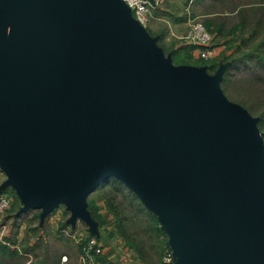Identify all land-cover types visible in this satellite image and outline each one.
<instances>
[{
  "label": "water",
  "instance_id": "95a60500",
  "mask_svg": "<svg viewBox=\"0 0 264 264\" xmlns=\"http://www.w3.org/2000/svg\"><path fill=\"white\" fill-rule=\"evenodd\" d=\"M150 2L153 3L152 0ZM203 66L175 64L122 0H0V169L22 210L112 176L177 264H264V142Z\"/></svg>",
  "mask_w": 264,
  "mask_h": 264
},
{
  "label": "rangeland",
  "instance_id": "374dc122",
  "mask_svg": "<svg viewBox=\"0 0 264 264\" xmlns=\"http://www.w3.org/2000/svg\"><path fill=\"white\" fill-rule=\"evenodd\" d=\"M184 1L162 0L161 2H157L156 6L151 9L152 17L149 16L151 20L149 29L153 34V38L156 39L165 52H168L171 46L181 41L184 42V45L187 44L183 38H180L181 41L178 39V41L171 34V32H177L172 29L171 20H173V17L181 18L186 13ZM187 1L191 4L189 6L191 14L189 18H194L203 23L206 18L210 17L216 23L221 22L223 24V33H226L225 35H214L204 25L211 34L210 44L216 50L215 56L205 60H210L214 57L219 58L222 53L227 54L224 60L218 59L219 63L214 71L209 72L203 66L204 70L209 74H214L219 67H223L219 80L223 93L228 100L245 108L256 119V124L262 133L264 142V66H257L255 64L257 58L254 56L258 53L257 57H261L264 53V43L260 46V52L257 49L255 50V45L261 40L260 36L264 34V18L261 23L263 25L257 28V34L248 40L239 39L240 30L235 29V25L241 17L240 13H243L249 20L246 25L247 27L244 28V32L246 30V32H249L250 26L263 13L264 3H261L259 0ZM165 8L168 10H165ZM259 31H261L260 34ZM222 37L232 41H223ZM236 47L238 48L236 49ZM248 54L254 57L247 58L245 62L240 61V59H238L239 63L235 62L234 58L238 55L240 58L241 55L248 56ZM175 64H187L198 68L202 66L190 62ZM226 68V81L222 83L224 69ZM6 179L7 176L0 169V196H5L9 200L8 206L0 211V244L2 246L6 245L8 249H15V252L9 254V252H5V249L0 247V264H82L80 250L76 248V242L71 237V230L74 229L73 225L75 222L77 223L76 227L78 231L74 230L72 235H77V232L82 230L85 231L89 225L79 217L75 221L71 220V210L65 203H60L56 206L51 213H48L49 216L47 218H44L47 214L41 216L42 208L30 207L22 210L23 204L21 200L12 186L6 182ZM109 181V184L115 182V180ZM111 188L113 190H110ZM111 188H108L106 185L97 187L88 196V198H93L94 203L99 207V211L109 221V224L106 226L107 229H113L114 218L105 206L103 194L106 191H111L116 194V200L121 203L123 212L131 218V222L127 223L129 230H140V227L147 224V220L145 216L135 212L133 205L135 200H132L133 196L128 190L129 188L121 183L113 184ZM120 191L124 193V196ZM130 199L132 200L131 203H129ZM38 228H42L43 234L39 232L38 235ZM105 233L103 231V234ZM148 234L149 232H146V234L143 232V234L137 237L144 239L141 242L144 249L142 257L138 256L135 248L128 245L118 234H114L110 238L104 235L100 240L103 243V247H105V252L108 256L112 255V259L115 261L116 257L120 254V256L125 257L126 261L137 257L139 260L138 264H156L159 258L158 251L154 246H151L155 242V238L153 236L151 238L148 237ZM65 252L70 253H68L66 261H62L61 255Z\"/></svg>",
  "mask_w": 264,
  "mask_h": 264
},
{
  "label": "trees",
  "instance_id": "16d2710c",
  "mask_svg": "<svg viewBox=\"0 0 264 264\" xmlns=\"http://www.w3.org/2000/svg\"><path fill=\"white\" fill-rule=\"evenodd\" d=\"M261 1V3H264V0H259ZM262 9V7H261ZM264 9V8H263ZM241 17L238 21V23L235 25V29H239L240 30V35H239V39H250L252 37L255 36V34H257V28H259V26L263 25L262 20L264 18V11L262 14H260L256 20L254 21L253 25L250 26L249 28V32H244V28H246L247 26V22L249 21L248 18H246L245 15H243V13H240ZM204 25L208 28V30L210 32H212L214 35H225L226 33H223V29L224 26L223 24L220 23H216L215 20L211 19L210 17L205 19V22H203ZM214 24V26H212ZM244 32V33H243ZM261 31H259L260 34ZM261 40L258 41V43L255 45V50L257 49L258 52L261 51V45L264 43V34L260 36ZM223 41H229L231 42L232 40H227L224 37H222ZM192 44H183L180 45V47L174 49L172 51V62L173 63H193V64H197V65H202L204 67H206V69L211 72L214 71L215 68L218 65V59L220 60H224V57H227V54L222 53V55L218 58H212L210 60H205L202 58H197L194 60H190V54L187 55V53H189L190 48L192 47ZM238 46V45H237ZM238 47H236L237 49ZM164 51V50H163ZM181 51H184V55L180 54ZM165 52V51H164ZM257 55H259L258 53L256 55H254L257 59L255 60V64L257 66H264V53L263 55H261V57H257ZM250 54H248V56L244 55V56H240L239 55L237 57L234 58V60H236V63H239V60L242 62H245V60L247 58H252L254 57ZM192 61V62H191ZM226 73H227V68L224 69V75L222 78V83L226 81ZM264 111V110H263ZM111 178V179H109ZM109 180H115V182L109 184ZM123 184L122 182H120L119 180L115 179L112 176H109L107 178H105L103 181H101L92 191H94L97 187L106 185L108 186V188H111V185L113 184ZM125 186V185H124ZM110 190H113L112 188ZM132 196L133 199L135 200V202L133 203L134 207H135V212L137 214H141L143 216H145L146 220H147V224L143 225V227H140V230H129V227L127 225V223L131 222V218L130 216L126 215L123 212V207L121 206V203L118 202L116 200V194L112 193L111 191L109 192H105V194H103V196L105 197V206L108 210L109 213H111V215L114 218V227L113 229L108 230L107 229V224H109V221L106 219V217L99 211V207L94 203L93 198H88V196L86 197V205L85 208L88 211L90 217L92 218V220L95 223V231H91L89 230V228H87L85 230V236L87 235H94L96 236L98 239H102V237H104V235H106V237L110 238L112 237L114 234H118V236H121L124 241L130 245L133 246L137 252V254L141 255L142 257V253H143V248H142V241H144L143 238H137L138 235L143 234V232H149L148 237L151 238V236H153L155 238V242H153V244L151 246H154L155 249L158 251V262L156 264H169V263H161L160 257L161 255L166 251V250H171V248L169 247V245L167 244L168 241V234L166 233V231L164 230V228L162 227L160 221L158 220V216L154 211H151L150 209H148L147 207H145V205L138 199V197L135 195V193L133 191H131L130 189H128ZM92 191L90 193H92ZM89 193V194H90ZM120 193L123 195L124 193L122 191H120ZM124 196V195H123ZM132 200H129V203L132 202ZM103 231H105L106 233L103 234ZM5 246V247H4ZM2 246V244H0V247L2 249H5V252H9V254H12L11 252H15V249H8L6 247V245ZM146 251V250H145ZM104 259V258H103ZM107 262V261H106ZM108 263V262H107ZM111 264V263H108Z\"/></svg>",
  "mask_w": 264,
  "mask_h": 264
},
{
  "label": "built area",
  "instance_id": "2783aa9c",
  "mask_svg": "<svg viewBox=\"0 0 264 264\" xmlns=\"http://www.w3.org/2000/svg\"><path fill=\"white\" fill-rule=\"evenodd\" d=\"M132 11L135 19L144 27L148 25L150 0H122ZM186 42L194 44L197 48L199 58L209 59L216 54V50L211 46V34L204 24L194 18L188 19V28L180 36ZM9 200L5 196H0V211L5 209ZM76 242L79 244L80 258L82 264H108L103 258V245L94 235H77ZM64 258V256L62 257ZM172 251L166 250L161 256L162 263L172 261Z\"/></svg>",
  "mask_w": 264,
  "mask_h": 264
},
{
  "label": "crops",
  "instance_id": "0c3cea01",
  "mask_svg": "<svg viewBox=\"0 0 264 264\" xmlns=\"http://www.w3.org/2000/svg\"><path fill=\"white\" fill-rule=\"evenodd\" d=\"M153 1V3L151 2V6H150V8H149V16H151L152 17V14H151V9H153L155 6H156V3L157 2H161L162 0H152ZM167 1V0H166ZM169 1V0H168ZM185 2V6H184V9H186V13H185V15L183 16V17H173V20H171V22H172V29L176 32V33H173V32H171V34H172V36L174 37V38H176L177 40L179 39L180 40V36H181V34H183V32H185L186 30H187V28H188V19H189V16L191 15L190 14V10H189V6L191 5V4H189V2L187 1V0H185L184 1ZM183 2V3H184ZM165 10H168V9H166L165 8ZM130 12L132 13V11L130 10ZM154 12V11H153ZM168 13V12H167ZM154 15V14H153ZM132 16L134 17V15L132 14ZM135 18V17H134ZM150 18L148 19V25L145 27V30L147 31V33L151 36V37H153V34H152V32H151V30L149 29L150 28V26H149V24H150ZM178 40V41H179ZM155 41H156V39H155ZM181 41V40H180ZM156 43L158 44V42L156 41ZM183 41H181V42H179V43H176V44H174L173 46H171L169 49H168V52H164V54L165 55H169L170 57L172 56L171 54H172V51L174 50V49H176V48H178V47H180V45H183ZM187 44H192V43H190V42H186ZM159 45V44H158ZM193 46L190 48V50H189V53H187V55L188 54H190V59L191 60H194V59H197V58H199L198 57V54H197V48H196V46L194 45V44H192ZM160 46V45H159ZM161 47V46H160ZM163 50V49H162ZM184 51H181L180 52V54H183L184 55ZM171 59H172V57H171ZM52 212V211H51ZM51 212H49V213H51ZM54 214H57V213H54ZM49 216V214L47 213V216H45L44 218H47ZM50 217H51V215H50ZM76 222L74 223V229H72L71 230V237H73L74 238V240H75V242H76V237H77V235H82V236H85V231L84 230H82V231H84L83 233H82V231H79V232H77V235H72V232L74 231V230H77L78 228L76 227ZM64 227V226H63ZM62 227V228H63ZM60 228H61V226H60ZM39 229V231H38V235H39V232H41V234H43V230H42V228H38ZM54 231V230H53ZM78 231V230H77ZM100 240V239H99ZM101 241V240H100ZM101 243H102V241H101ZM75 245H76V248L78 249L79 248V244L76 242L75 243ZM102 245H103V243H102ZM68 253H70V252H65V253H62V255H61V257H63L64 256V258H62L63 260L62 261H66V259H67V256H68ZM138 255V254H137ZM138 256H140L141 257V255L139 254ZM162 256V255H161ZM102 258H104V260L105 261H107L108 263H112V264H138L139 262V260H138V258L136 259H131V260H125V257L124 256H120V254H119V256H117L116 257V261L115 260H113L112 258V255H109L108 256V254L105 252V247H103V254H102ZM126 259H127V257H126ZM178 258H177V256L176 257H173L172 258V261L171 262H169V264H177V260ZM160 260H161V257H160ZM162 263V262H161Z\"/></svg>",
  "mask_w": 264,
  "mask_h": 264
}]
</instances>
